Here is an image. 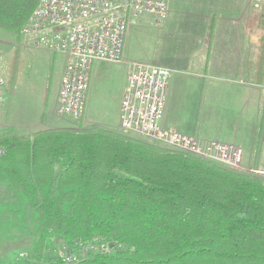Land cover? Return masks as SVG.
Masks as SVG:
<instances>
[{"label": "trees", "instance_id": "16d2710c", "mask_svg": "<svg viewBox=\"0 0 264 264\" xmlns=\"http://www.w3.org/2000/svg\"><path fill=\"white\" fill-rule=\"evenodd\" d=\"M36 3L0 0V34L20 43ZM78 121L0 133V184L36 222L26 264L91 244L112 247L75 264H264V179Z\"/></svg>", "mask_w": 264, "mask_h": 264}, {"label": "rangeland", "instance_id": "374dc122", "mask_svg": "<svg viewBox=\"0 0 264 264\" xmlns=\"http://www.w3.org/2000/svg\"><path fill=\"white\" fill-rule=\"evenodd\" d=\"M250 2L252 10L256 11L258 18L264 16L263 3H258V7L255 8L254 5L257 0ZM172 5H176L178 10L176 8L170 9L169 15L167 13V21L163 22L164 27L160 28L162 24L155 27L151 20L142 17L136 27L129 30L125 41L127 59L157 64L169 71V90H167L166 98L171 104L172 99L175 102L174 116L177 120L176 127L178 130L188 134H192L194 131L195 136L202 140L225 141L222 139L225 134L224 130L229 129L232 125L231 110L226 109L225 105L226 110L222 107V112L229 116L225 117L222 112L218 116L217 103L209 104L206 97L205 105L201 108L200 105L196 104L198 97L196 89L193 88L192 83L185 84L186 81L197 80L193 76H186L194 74L197 62L191 63L192 57L190 56L192 54L186 58L182 52H188L192 46L190 42L195 39L188 37L185 44L177 47V53L172 52V24L179 29H181L179 24L188 26L189 23L184 22L182 16L192 15L180 12L178 6L181 5L179 3L176 2ZM166 22H168V29H165ZM21 37V42L15 43L9 37H3L0 34V78L4 80V86L0 88V133L15 128L20 135L29 136L43 129L77 127L79 121L55 115L63 67L61 55L33 47L25 36L21 35ZM258 37L263 38L264 36ZM183 39H185L184 36L181 37V40ZM259 39L258 41H260ZM259 55L262 57L258 59L257 65L260 67V73L261 71L264 73V49L262 54L258 53V57H260ZM156 58L158 61L155 60ZM95 66L93 93L89 94V97L87 95L85 106L87 122L99 123L107 129H117L126 135H131L122 131L117 124L118 110L126 87L128 67L112 62H101ZM225 77L207 76L205 81L215 83L217 79H220V86H222L230 76ZM224 103L226 104V101ZM52 110H54L55 117H52L54 122L41 119V115L44 116L49 113L50 117ZM239 114L240 110H238ZM262 118L264 120V113ZM31 119L34 124H32ZM246 119L252 120L253 114H248ZM82 120L81 125L87 126L84 118ZM169 122H171L172 127V112L169 114ZM43 123H47V126ZM162 123H160L161 127ZM143 140L164 150L179 152L164 144L155 143L146 138ZM211 163L221 166L214 162ZM240 165L246 171L236 173L264 179V175L252 172L258 170L257 168L250 167L243 162L242 152ZM229 170L231 171V169ZM22 205L20 197L14 194L7 185L0 184V264H26L32 261L33 242L37 238L36 222L30 212V214L25 212ZM15 212H20L21 215H16ZM81 250L77 253H69L61 247H51L48 251L43 252L42 261L44 263L55 260L61 253L74 254L79 261H82L87 252L82 254ZM92 253L97 254V252Z\"/></svg>", "mask_w": 264, "mask_h": 264}, {"label": "built area", "instance_id": "2783aa9c", "mask_svg": "<svg viewBox=\"0 0 264 264\" xmlns=\"http://www.w3.org/2000/svg\"><path fill=\"white\" fill-rule=\"evenodd\" d=\"M258 3H263L264 9V0H257L255 8ZM167 13L168 0H37L20 35L33 47L62 57L56 116L74 121L84 117L94 63L124 64L128 73L119 110L122 131L242 173L246 169L240 165L241 151L237 146L162 128L169 71L157 64L127 59L125 41L129 30L142 17L151 20L155 27L162 24V28ZM3 86L0 78V88ZM3 154L0 146V157ZM252 172L264 175L261 170ZM108 248L107 244H91L84 246L81 253H105ZM60 256L65 264L80 262L74 254Z\"/></svg>", "mask_w": 264, "mask_h": 264}, {"label": "crops", "instance_id": "0c3cea01", "mask_svg": "<svg viewBox=\"0 0 264 264\" xmlns=\"http://www.w3.org/2000/svg\"><path fill=\"white\" fill-rule=\"evenodd\" d=\"M250 1L170 0L168 15L170 9H177L176 5H172L176 2L181 5L178 6L180 12L192 14L182 16L184 22L189 23L188 26L179 24L181 28L179 29L172 24L171 35L172 52L175 53L178 52L177 47L185 44L188 37L195 39L190 42L192 45L190 50L182 52L186 58L192 54L190 56L192 57L191 63L197 62L194 74H183L197 78L196 81L185 82V84L192 83L193 88L196 89L198 95L196 104L203 108L206 97V101L209 104L217 103L218 116L221 115L222 107L224 110H231L232 125L229 129L224 130L225 134L222 139L225 141L221 142L232 143L239 147L242 152V160L246 165L264 171V120L262 118L264 113V73L262 71L258 73L257 65L259 59L258 47L264 38V20L262 22L264 17L258 18L256 11L252 10ZM166 23L165 29H168V22ZM182 36L185 39L181 40ZM258 36H262L263 38ZM193 54L196 55L195 58ZM185 57L183 58L186 59ZM98 63L101 62H96L92 66L87 92L88 97L93 93V79L94 72H96L95 65ZM225 72L227 75H225ZM207 76L217 78L230 77H228V81L223 80L226 83L220 86V79H217L215 83H208V81H205ZM167 90H169V84ZM225 101L226 104L224 103ZM119 110L117 115L118 127ZM238 110H240L239 115ZM171 112L172 127L171 122H169V114ZM174 112V100L172 99L171 104L166 98L165 109L160 120V123L163 121L162 127L186 133L177 129V120ZM222 113L225 117L229 116L224 112ZM251 113L253 114V119H246L248 114ZM49 114L41 115V119L54 122L52 120V117H55L54 110H52V116L50 115L49 117ZM86 115L85 112L84 121L87 126L96 125L107 129L99 123H88ZM35 117L36 115L34 119ZM31 121L33 120L31 119ZM247 121L250 122L248 123ZM32 124H34V121ZM43 124L47 126V123ZM115 131L119 130L116 129ZM192 134L195 135L196 133L193 131Z\"/></svg>", "mask_w": 264, "mask_h": 264}, {"label": "water", "instance_id": "95a60500", "mask_svg": "<svg viewBox=\"0 0 264 264\" xmlns=\"http://www.w3.org/2000/svg\"><path fill=\"white\" fill-rule=\"evenodd\" d=\"M110 247H112V244H110Z\"/></svg>", "mask_w": 264, "mask_h": 264}]
</instances>
